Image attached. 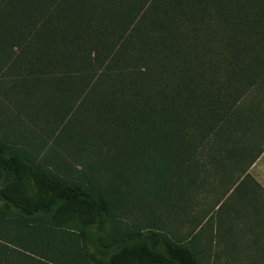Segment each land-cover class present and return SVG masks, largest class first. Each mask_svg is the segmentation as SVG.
I'll list each match as a JSON object with an SVG mask.
<instances>
[{
  "label": "trees",
  "instance_id": "trees-1",
  "mask_svg": "<svg viewBox=\"0 0 264 264\" xmlns=\"http://www.w3.org/2000/svg\"><path fill=\"white\" fill-rule=\"evenodd\" d=\"M39 102L43 162L15 143ZM262 117L264 0H0V264H198L117 212L253 162Z\"/></svg>",
  "mask_w": 264,
  "mask_h": 264
},
{
  "label": "crops",
  "instance_id": "crops-1",
  "mask_svg": "<svg viewBox=\"0 0 264 264\" xmlns=\"http://www.w3.org/2000/svg\"><path fill=\"white\" fill-rule=\"evenodd\" d=\"M196 189L194 219L169 235L192 247L198 264H264V148L241 168L208 174Z\"/></svg>",
  "mask_w": 264,
  "mask_h": 264
},
{
  "label": "rangeland",
  "instance_id": "rangeland-1",
  "mask_svg": "<svg viewBox=\"0 0 264 264\" xmlns=\"http://www.w3.org/2000/svg\"><path fill=\"white\" fill-rule=\"evenodd\" d=\"M33 108L34 111L28 112L24 110V113L26 115H21V133L15 132V134H17L21 139L15 140V143L16 146L19 147L38 150L37 158L39 161L43 162L46 158V153L50 150V148H52L51 150H54L56 152L58 151V153L63 154V147L55 145V141L57 139L58 132L60 131L61 124L59 121L55 122L53 116L43 113L40 102ZM261 120L262 122L260 124L262 126V132L260 133L259 137L255 136L253 139L251 138L252 143L257 146V149H253L251 152L253 155H255L259 150L258 148L263 146L264 144L263 117ZM4 124L6 125H4L5 130L9 127V125L7 123ZM67 159L71 160L72 158L71 156H67ZM48 165L55 169V167L52 166L51 162L48 163ZM71 165L74 169L79 166L74 163H72ZM208 173L211 174V172ZM108 187L109 191L112 192L110 189V184ZM196 188L192 192L191 197H189L188 199H185L184 197L181 198L182 194L179 195L181 191L180 187L177 195L173 196L168 193L166 198L159 202L150 198L141 199L137 197L134 190L132 192L135 193L134 196L130 200H126L123 203L124 206L121 207V209L117 212L120 225L126 226L128 228L136 227L138 229L152 228L159 231H164L165 228L174 226L176 227L175 229L179 231V229L183 225L186 226V224H188V220L186 218L192 216V218L194 219L196 215V206L198 205ZM153 193L155 194L154 191ZM116 200L117 195L116 198H111V201ZM0 242H6V240L0 237Z\"/></svg>",
  "mask_w": 264,
  "mask_h": 264
}]
</instances>
